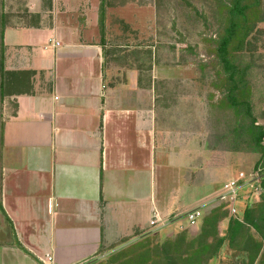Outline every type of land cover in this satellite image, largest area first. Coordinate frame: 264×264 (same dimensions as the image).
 Masks as SVG:
<instances>
[{
  "label": "crops",
  "instance_id": "0c3cea01",
  "mask_svg": "<svg viewBox=\"0 0 264 264\" xmlns=\"http://www.w3.org/2000/svg\"><path fill=\"white\" fill-rule=\"evenodd\" d=\"M156 8L0 0L10 100L0 131V264H42L44 253L86 264L162 226H150L152 215L176 228L186 223L180 213H206L208 196L242 170L207 149L186 100L158 96L153 48L144 77L141 10L150 26ZM255 201L244 196L240 216Z\"/></svg>",
  "mask_w": 264,
  "mask_h": 264
},
{
  "label": "rangeland",
  "instance_id": "374dc122",
  "mask_svg": "<svg viewBox=\"0 0 264 264\" xmlns=\"http://www.w3.org/2000/svg\"><path fill=\"white\" fill-rule=\"evenodd\" d=\"M155 3L154 25L143 23L148 11L141 10L140 29L146 44L141 48L144 77L154 65L144 50L152 54L153 48L158 96L170 99L173 105L180 104V99L187 101L190 117L196 118L190 125L199 127L197 135L214 157L230 160L246 172L259 167L264 176V31L256 29L257 49L252 53L245 49L246 39L243 42L248 32L253 35L254 25L264 30V0ZM152 33L156 41L149 43L145 38H152ZM249 45L252 47V41ZM249 62L251 66L243 74ZM6 92L0 86V131L10 105ZM262 184V194L239 218L213 208L203 213L195 227L164 224L146 236L100 249L86 264H141L140 257H132L131 249L149 243L152 250L184 235L189 241L199 234L211 213L219 214L212 237L218 246L207 264H264V178ZM161 264H165L164 259Z\"/></svg>",
  "mask_w": 264,
  "mask_h": 264
},
{
  "label": "trees",
  "instance_id": "16d2710c",
  "mask_svg": "<svg viewBox=\"0 0 264 264\" xmlns=\"http://www.w3.org/2000/svg\"><path fill=\"white\" fill-rule=\"evenodd\" d=\"M2 25L0 24V37L2 33ZM263 32L264 30L258 29L257 25H254L251 32H248L243 42L245 41V49L252 53L257 49L256 40L258 38L257 31ZM255 31V32H254ZM253 36V37H252ZM252 41V47L249 45ZM248 44V45H246ZM254 44V45H253ZM251 47V48H250ZM2 40L0 39V86H4V66H3V53H2ZM251 66L249 62L242 70L244 74L246 70ZM262 134L264 135V126L262 127ZM260 162V161H259ZM263 183V182H262ZM263 186V184H262ZM222 208L226 210L223 205H218L213 208ZM1 209V206H0ZM218 213H211L206 219L205 226L200 230L199 234L187 241L186 236H181L173 240H168L162 245L155 246L154 249L147 247V244H138V246L131 249L130 254L133 258L140 257L141 264H161L164 259L165 264H207L208 259H210L217 250V243H212V237L215 235L216 223L218 220ZM144 234L143 236L148 235ZM145 239V237H142ZM140 238V239H142Z\"/></svg>",
  "mask_w": 264,
  "mask_h": 264
},
{
  "label": "built area",
  "instance_id": "2783aa9c",
  "mask_svg": "<svg viewBox=\"0 0 264 264\" xmlns=\"http://www.w3.org/2000/svg\"><path fill=\"white\" fill-rule=\"evenodd\" d=\"M263 174L258 167L250 172L238 170L230 179L225 181L222 186L213 194L208 196L206 202H211V207L223 205L227 212L233 217L239 218L238 203L247 195L250 200H256L263 192L262 182ZM203 213L196 207L180 213L179 216L186 220L187 226L195 227L198 225ZM167 222V221H165ZM150 226L156 227L163 225L164 222L159 220L156 215H152ZM42 264H56L50 253H44L37 256Z\"/></svg>",
  "mask_w": 264,
  "mask_h": 264
}]
</instances>
